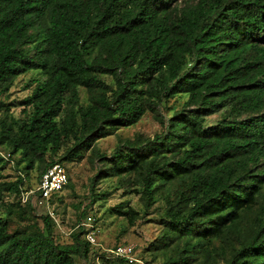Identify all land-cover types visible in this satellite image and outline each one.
Segmentation results:
<instances>
[{
    "label": "trees",
    "instance_id": "16d2710c",
    "mask_svg": "<svg viewBox=\"0 0 264 264\" xmlns=\"http://www.w3.org/2000/svg\"><path fill=\"white\" fill-rule=\"evenodd\" d=\"M29 72L23 117L0 99V149L18 170L0 183V264L88 259L87 229L60 244L33 197L20 200L31 172L38 184L85 156L101 164L92 187L115 177L147 209L163 202L149 247L162 264H264V0H0V98ZM148 115L160 132L120 140L110 156L97 148ZM66 188L69 172L46 202ZM110 211L130 224L139 216L123 203Z\"/></svg>",
    "mask_w": 264,
    "mask_h": 264
},
{
    "label": "rangeland",
    "instance_id": "374dc122",
    "mask_svg": "<svg viewBox=\"0 0 264 264\" xmlns=\"http://www.w3.org/2000/svg\"><path fill=\"white\" fill-rule=\"evenodd\" d=\"M37 78L35 72L20 75L14 82L5 97H1L8 104L10 112L16 118L23 117L25 104L23 101L30 96L34 84L32 81ZM110 82L108 77H103ZM79 102L81 105L86 103L87 93L84 89L78 90ZM184 98L170 100L165 106L161 107V113L165 117L181 107ZM218 115L207 118L209 123H214ZM161 127L151 116L144 117L137 125L129 128L119 129L115 135L100 140L96 146L100 152L110 156L120 140L133 139L136 134L153 136L160 132ZM0 154L7 158L6 164L0 169V183L14 182L18 176L16 160L8 157L6 150L0 149ZM70 186L59 194V200L52 202L33 199L32 207L35 215H49L54 221V237L60 244L71 242V233L78 230L81 225L85 229H92L96 239V245L91 246L88 259L76 258V264H117L112 257V251L119 245H130L133 247V254L129 264H162L161 256L153 258L149 247L155 243L162 231L160 211L163 202L160 198L156 204L146 208L145 202L139 194H135L133 186L122 184L119 178L111 177L98 180L92 187V180L101 168V164L93 160L88 162L86 156L77 162L67 164ZM37 187L35 171L30 173L29 179L26 178L22 185L24 189L20 200L23 202L24 194ZM109 193L110 196L103 199V194ZM95 195V196H94ZM97 196V198H96ZM3 200L11 203L13 196H4ZM131 207L138 215L132 224L128 217L112 214L110 211L119 204ZM84 212V217L80 215ZM88 219H91L90 221ZM41 225V221H38ZM91 225L89 228L87 225ZM16 226L11 224V228ZM85 239V237H84Z\"/></svg>",
    "mask_w": 264,
    "mask_h": 264
},
{
    "label": "built area",
    "instance_id": "2783aa9c",
    "mask_svg": "<svg viewBox=\"0 0 264 264\" xmlns=\"http://www.w3.org/2000/svg\"><path fill=\"white\" fill-rule=\"evenodd\" d=\"M68 172L65 167L59 164H55L48 168L41 176L39 183L35 189H32L24 194L23 202H26L29 197L38 200V202L46 201L52 195L60 192L67 183ZM37 194V195H36ZM89 221L91 219H88ZM89 228L91 225H87ZM85 239L91 245H96V239L92 229H87ZM112 254L116 258H122L131 262L133 254V247L130 245H119L113 251Z\"/></svg>",
    "mask_w": 264,
    "mask_h": 264
}]
</instances>
